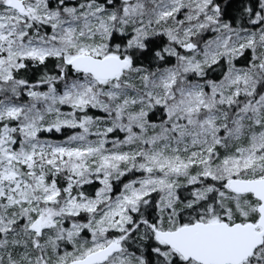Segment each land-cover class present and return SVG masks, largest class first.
<instances>
[{
    "label": "snow or ice",
    "instance_id": "obj_1",
    "mask_svg": "<svg viewBox=\"0 0 264 264\" xmlns=\"http://www.w3.org/2000/svg\"><path fill=\"white\" fill-rule=\"evenodd\" d=\"M0 264H264V0H0Z\"/></svg>",
    "mask_w": 264,
    "mask_h": 264
}]
</instances>
